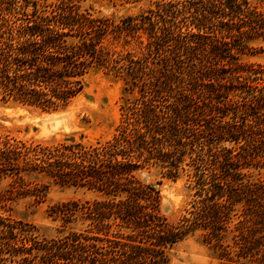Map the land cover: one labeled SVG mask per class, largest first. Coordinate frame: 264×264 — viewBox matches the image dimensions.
Instances as JSON below:
<instances>
[{
    "label": "trees",
    "instance_id": "obj_1",
    "mask_svg": "<svg viewBox=\"0 0 264 264\" xmlns=\"http://www.w3.org/2000/svg\"><path fill=\"white\" fill-rule=\"evenodd\" d=\"M0 22L3 103L64 107L93 70L121 79L124 94L107 141L0 153L101 196L54 207L65 226H85L58 238L0 215V264H168L198 228L223 264H264V180L248 171L264 167V64L242 60L264 39V0H160L119 20L70 0H0ZM151 167L192 179L197 199L177 224L136 176Z\"/></svg>",
    "mask_w": 264,
    "mask_h": 264
},
{
    "label": "rangeland",
    "instance_id": "obj_2",
    "mask_svg": "<svg viewBox=\"0 0 264 264\" xmlns=\"http://www.w3.org/2000/svg\"><path fill=\"white\" fill-rule=\"evenodd\" d=\"M58 0H39L47 5ZM93 16L119 20L155 8L160 0H70ZM49 8L48 10H51ZM30 13L32 7L24 9ZM1 23V22H0ZM252 50L242 57L246 64H264V39L250 44ZM117 49H121L118 47ZM85 87L71 102L57 109H43L20 103L0 101V153L19 147L53 148L73 139L77 143L93 144L107 141L116 133L124 103L123 81L105 70H93L84 78ZM13 152L10 153V155ZM12 162L0 163V215L30 223L46 239L58 238L71 231L84 229V225L63 222L53 215L52 209L67 202H94L100 194L85 187L61 185L44 170H25L26 163L12 154ZM1 168V166H0ZM253 179L264 180V167L252 166L248 170ZM145 184L158 191V209L171 224L189 216L195 196L192 179L181 172L176 179L167 177L160 168H148L136 173ZM230 224L229 231L233 228ZM201 228L190 232L183 240L168 249V264H223L213 244L209 243ZM234 233H229L224 244L232 246Z\"/></svg>",
    "mask_w": 264,
    "mask_h": 264
}]
</instances>
